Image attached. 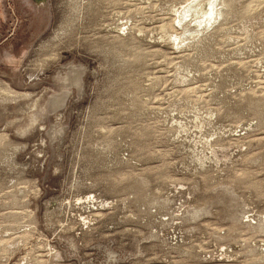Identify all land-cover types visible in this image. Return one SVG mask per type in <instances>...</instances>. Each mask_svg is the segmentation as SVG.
I'll list each match as a JSON object with an SVG mask.
<instances>
[{
    "label": "rangeland",
    "instance_id": "374dc122",
    "mask_svg": "<svg viewBox=\"0 0 264 264\" xmlns=\"http://www.w3.org/2000/svg\"><path fill=\"white\" fill-rule=\"evenodd\" d=\"M0 264H264V0H0Z\"/></svg>",
    "mask_w": 264,
    "mask_h": 264
},
{
    "label": "bare ground",
    "instance_id": "6f19581e",
    "mask_svg": "<svg viewBox=\"0 0 264 264\" xmlns=\"http://www.w3.org/2000/svg\"><path fill=\"white\" fill-rule=\"evenodd\" d=\"M212 19V18H211ZM9 91V90H8ZM7 94V93H6ZM11 94V93H10Z\"/></svg>",
    "mask_w": 264,
    "mask_h": 264
}]
</instances>
